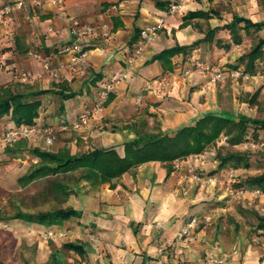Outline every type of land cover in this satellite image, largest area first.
<instances>
[{"label":"crops","instance_id":"obj_1","mask_svg":"<svg viewBox=\"0 0 264 264\" xmlns=\"http://www.w3.org/2000/svg\"><path fill=\"white\" fill-rule=\"evenodd\" d=\"M9 1L0 0V6ZM170 1L65 0L66 14H63L51 0H44L37 6L16 10L10 22L0 24L1 85L18 82L22 90L57 86L59 90L66 88L65 93H75L66 100L53 93L38 97L42 104L36 123L40 127L52 124L56 128L52 140L22 138L12 145L0 144V159L15 157L7 149L19 143L25 144V149L15 157L20 163H25L24 156L32 155L29 152L32 147L53 152L67 147L72 153L114 147L123 154L124 143L136 138V133L122 129L121 125L132 120L146 121L147 131L157 127L173 134L183 126L194 125L206 113L228 110L234 115L263 118L258 112L260 102L250 103L239 98L258 93V100L264 99V59L256 62L255 73L248 80L233 78L231 71L245 70L237 60L259 38H264V27L260 31L252 29L250 33L242 29V40L235 43L224 25L235 14L253 22L264 21V0H192L176 13L169 11ZM114 5L118 7L114 9ZM195 11L208 12L211 17H187ZM67 14L93 26H109L106 34L99 28L82 40L80 48L87 56L72 68L70 58L78 50ZM160 18L164 19V26L146 47L143 58L131 69L128 78L115 89L105 109L94 114L86 128L74 130L71 123L86 106L94 105L103 81L123 67L127 52L139 41L140 30ZM185 19L187 23L183 25ZM212 29L216 30L213 41H203ZM254 32L259 34L258 39L247 47L243 45L245 38ZM198 40L201 42L195 44ZM217 40L229 47L218 45ZM176 46H185L186 51L155 59L163 50ZM39 54L50 61L56 76L43 68ZM197 61L219 66L222 78L214 81L211 74L195 71L185 75L184 71L193 68ZM22 70L31 71L33 76L14 80V73ZM140 96L142 101L138 102ZM13 125L6 116L0 121V131ZM257 133L258 139H262L264 130ZM240 146L244 147V143L237 147ZM209 148L173 161L169 164L170 172L168 163L150 161L114 180V187L108 182L96 191L71 194L63 207L71 206L81 215L62 225L47 227L21 222L37 232L36 240L41 248L61 264H210L215 256L258 264L264 256V241L242 240L235 232L227 237L220 222L226 209L212 205L227 197V187L236 179L228 177H236L244 168L217 170L219 160L213 163L208 160L209 153H214ZM33 160L37 162L38 158L33 156ZM210 165L214 169L211 175ZM198 173L203 175L202 179L195 178ZM208 177L214 180L208 182ZM241 194L251 197L252 191L243 189ZM209 213L214 216L212 223L201 225L187 240L178 236L192 216ZM68 226L71 234L66 238H43L47 230ZM91 233L101 239L99 247L90 241ZM67 243L82 246L83 252L68 248ZM66 249L69 254H65Z\"/></svg>","mask_w":264,"mask_h":264},{"label":"trees","instance_id":"obj_2","mask_svg":"<svg viewBox=\"0 0 264 264\" xmlns=\"http://www.w3.org/2000/svg\"><path fill=\"white\" fill-rule=\"evenodd\" d=\"M170 3V2H169ZM211 17L208 12L195 11L187 14V17ZM186 18V16H185ZM187 23L186 19L183 23ZM243 23V26L240 24ZM231 32V38L235 43L242 40L241 30L246 33L251 30L260 31L264 27V21L253 22L251 19L235 14L231 22L224 25ZM215 29L206 33L203 41L212 42L215 36ZM140 33V32H139ZM198 40L195 44H199ZM218 45L229 47L217 40ZM186 51L185 46H176L163 50L155 56V59H162V56H172L177 52ZM264 59V38H259L250 50L240 56L237 64H243L245 71L249 74L255 73L256 62ZM20 83L16 82L8 85L0 84V121L9 116L14 125L8 129L23 125H37L36 119L39 116L41 99L45 94H58L62 100L75 96L74 92L65 93L66 88L32 89L26 87L19 89ZM110 94L106 104L113 98ZM258 93H254V98ZM248 100L250 103L255 101ZM53 126L52 124L46 126ZM148 123L144 120H132L121 125L122 129H129L136 133V138L124 143L123 154L114 147L94 148L84 152L72 153L67 147L53 152L40 147H32L29 152L38 158L32 163L28 170L18 178V182L23 186L49 176H60L52 183V190L57 195H62L60 203H65L71 194L89 193L96 191L104 183L115 186L114 180L119 179L127 172H133L141 164L150 161H160L168 163V172L172 170L169 164L175 160L185 159L191 155L199 154L207 150L210 146L217 148V159L219 160L217 170H237L251 167L250 154L246 151L235 148L248 141L258 139V130H264V117H250L245 114L234 115L233 112L225 110L220 113H206L201 116L194 125L183 126L173 134H168L156 127V130H146ZM44 126V127H46ZM40 127V126H38ZM42 127V128H44ZM253 128V139L249 138V130ZM226 135L228 145L221 142V137ZM25 149V144H17L14 148H8L7 153L11 156ZM236 185V186H234ZM234 190L261 189L264 191V170L259 174H253L244 179L230 184ZM257 217L256 231L264 233V215L252 211ZM81 215L79 210L71 206H58L53 209L23 211L17 208L12 214H3L0 211V221L18 219L28 223L41 224L44 226L62 225L64 221L72 217ZM70 229L71 227L68 226ZM238 229V224H236ZM264 235V234H262ZM70 249L82 251V246L67 243ZM0 264L2 262L0 261Z\"/></svg>","mask_w":264,"mask_h":264},{"label":"rangeland","instance_id":"obj_3","mask_svg":"<svg viewBox=\"0 0 264 264\" xmlns=\"http://www.w3.org/2000/svg\"><path fill=\"white\" fill-rule=\"evenodd\" d=\"M258 37L259 34L254 32L253 35L245 38L243 45L249 46ZM251 98L250 94H248L242 95L239 99L250 100ZM258 98L259 94L252 100L260 102L258 112L260 116H264V99L259 101ZM229 108L234 110L231 106ZM240 110L238 109V111ZM252 136L253 128L249 130V138L253 139ZM254 140H251L253 142L251 147L244 148L240 146L235 148L236 150L249 152L251 167L243 169L236 177L230 175L228 179L233 177L236 178L235 182H237L240 178L244 179L249 175L259 174L264 170V158L262 156L264 154V144L262 145L264 136L262 139ZM209 149L210 152L213 151L214 153H209L207 158L213 163V161L217 160V148L210 146ZM22 159L25 163H20V159L15 157L7 158L4 156L0 159V211L3 214H12L17 208L23 211H37L63 206L65 203H60L58 199L62 195H57L52 190V183L60 176H49L39 179L27 186H23L17 181V177L34 162L32 155H26ZM23 164H26V166L22 167L21 165ZM208 171L209 175L214 172L211 165L208 167ZM198 176L200 179L203 178V175L199 173ZM242 191L241 189L232 192L228 191L225 199L214 201V204H212L213 206L226 209V214L220 220L224 227L223 232L228 235L227 237L234 232L238 233L242 240H249L252 243L264 241V235H262L264 233L256 231L258 221L255 214L252 213V211H256L258 214L264 215V197L258 198L250 194L251 197L245 198L241 194ZM218 218H216L217 221H219ZM236 224H238V229ZM29 226L18 219L0 221V261L2 264H61L58 259L51 258L47 250L41 248L38 240H36L37 232L28 229ZM65 254H69L68 249L65 250Z\"/></svg>","mask_w":264,"mask_h":264},{"label":"built area","instance_id":"obj_4","mask_svg":"<svg viewBox=\"0 0 264 264\" xmlns=\"http://www.w3.org/2000/svg\"><path fill=\"white\" fill-rule=\"evenodd\" d=\"M44 0H10L0 6V24H6L10 22L13 18V14L16 10H23L26 6L34 7L42 3ZM192 0H171L169 3V11L172 13L180 12L187 4ZM54 5H57L61 13L66 14L65 9V0H51ZM118 6L114 5L113 8L116 9ZM72 35L74 36L75 47H77L78 52L75 53L70 58V68L75 64L81 61L84 57L87 56V52L80 48V44L85 37L94 35L96 30L99 28L103 31L104 34L107 33L109 28L108 24H102L101 26H93L88 23H84L80 18L73 15H66ZM164 26V19L160 18L155 23L143 27L140 30L139 41L136 45L131 47L127 52L123 67L115 72L112 76L103 81L100 90L98 92V97L92 106H86L84 110L77 116V118L71 123V127L74 130H82L86 128L91 118L94 114L102 112L105 109L106 102L111 93L128 78L131 69L143 58L146 47L155 40L157 32ZM38 56V55H37ZM39 58L43 61V68L48 71L51 75L56 76L55 68L51 67L50 61L39 54ZM2 58L0 56V62ZM193 71L200 74H211L212 80L217 81L222 78V70L219 66H216L211 63L197 61L194 64L193 68L187 69L184 71L185 75L192 73ZM264 74V72H263ZM33 76L32 72L29 70H22L15 72L13 75L14 80H26L30 79ZM231 76L235 79L248 80L251 77V74L247 73L242 68H236L231 71ZM138 102L142 101V96L137 100ZM54 126H46L44 128L38 127L36 125H23L16 128L5 129L0 131V144L12 145L18 140L24 138L28 140H41L46 138L52 140L55 134ZM228 138L226 135L221 137V142L224 145H228ZM253 145V142L248 141L244 143V147L248 148ZM195 178H200L198 175H195ZM208 182L214 180L212 177H208ZM227 191L232 192L233 189L228 186ZM252 194L256 197H264V191L257 188L252 190ZM213 213L205 214L203 216H192L190 220L184 225L180 230L178 236L181 239H189L192 237L194 232L201 225H209L213 221ZM71 234L69 228L61 229H50L43 234L45 240L54 239V238H66ZM89 239L95 247H99L101 239L95 233L89 235ZM163 249H161L162 251ZM210 264H243V262L229 258L228 256H215L210 259ZM258 264H264V257H262Z\"/></svg>","mask_w":264,"mask_h":264}]
</instances>
